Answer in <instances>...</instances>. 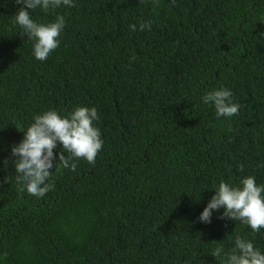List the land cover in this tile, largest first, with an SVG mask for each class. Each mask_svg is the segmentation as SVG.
Instances as JSON below:
<instances>
[{"label": "trees", "instance_id": "1", "mask_svg": "<svg viewBox=\"0 0 264 264\" xmlns=\"http://www.w3.org/2000/svg\"><path fill=\"white\" fill-rule=\"evenodd\" d=\"M74 3L31 12L66 20L41 62L13 23L24 5L0 0V264H225L210 254L237 235L264 252V229L221 219L223 209L198 221L221 180L264 184V0ZM141 21L151 31L130 30ZM225 87L241 108L217 118L202 97ZM77 106L100 115L95 165L53 167L43 198L18 192L22 131L36 114Z\"/></svg>", "mask_w": 264, "mask_h": 264}, {"label": "clouds", "instance_id": "2", "mask_svg": "<svg viewBox=\"0 0 264 264\" xmlns=\"http://www.w3.org/2000/svg\"><path fill=\"white\" fill-rule=\"evenodd\" d=\"M15 3L24 7L12 17L13 23L22 29L21 35L33 42L35 59L46 61L61 44L60 37L66 27V20L63 15H56L54 21L37 22L31 12L37 8L49 13L61 6L75 7L74 0H15ZM153 3L158 5L159 0H153ZM151 23L141 21L139 27L132 24L129 28L133 32L151 31ZM135 59L131 57L130 63ZM202 102L214 106L217 118H231L238 115L241 108V104L234 102L232 91L226 87L207 92ZM99 119L95 107L77 106L64 116L55 109H49L34 115V122L26 130L18 128L24 132L23 140L12 146L16 180L22 185L18 192L26 191L30 196L43 198L54 190L53 173L65 168L75 172L77 164L74 160L83 159L95 165L104 145L101 130L95 124ZM58 145H62V150L59 163L55 164L54 149ZM65 153L69 155L65 156ZM53 167L55 172L51 171ZM260 167H264V163ZM240 170H244L243 165H240ZM3 182L7 181H0ZM220 209L224 210L221 219L239 221L249 226L254 233H259L264 229V184H257L255 176L251 175L242 178L238 186L221 180L198 221L210 224L213 210ZM222 254L225 264H264V252L240 235L235 237L234 247L230 251L225 253L223 247L218 246L210 255L219 260Z\"/></svg>", "mask_w": 264, "mask_h": 264}]
</instances>
